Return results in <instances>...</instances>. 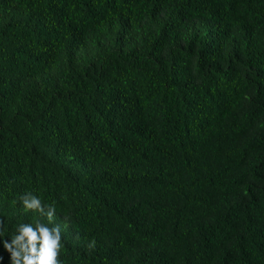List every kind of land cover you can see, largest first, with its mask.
<instances>
[{"label":"trees","instance_id":"obj_1","mask_svg":"<svg viewBox=\"0 0 264 264\" xmlns=\"http://www.w3.org/2000/svg\"><path fill=\"white\" fill-rule=\"evenodd\" d=\"M0 220V264L37 220L62 264H264V0H0Z\"/></svg>","mask_w":264,"mask_h":264},{"label":"clouds","instance_id":"obj_2","mask_svg":"<svg viewBox=\"0 0 264 264\" xmlns=\"http://www.w3.org/2000/svg\"><path fill=\"white\" fill-rule=\"evenodd\" d=\"M24 209L40 213L52 222L56 215L54 205H43L41 199L31 192L19 197ZM3 220H0V238L4 235ZM62 232L59 225L49 227L48 224L36 221L35 226L22 223L17 226L16 234L3 241L4 249L10 253L11 264H62L58 259L61 251ZM95 246V240L88 248ZM2 259V257H0Z\"/></svg>","mask_w":264,"mask_h":264}]
</instances>
